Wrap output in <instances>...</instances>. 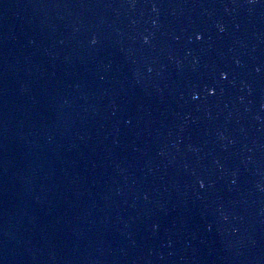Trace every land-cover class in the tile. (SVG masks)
I'll use <instances>...</instances> for the list:
<instances>
[{"label": "water", "instance_id": "95a60500", "mask_svg": "<svg viewBox=\"0 0 264 264\" xmlns=\"http://www.w3.org/2000/svg\"><path fill=\"white\" fill-rule=\"evenodd\" d=\"M0 264H264V0H0Z\"/></svg>", "mask_w": 264, "mask_h": 264}, {"label": "snow or ice", "instance_id": "6c2138e0", "mask_svg": "<svg viewBox=\"0 0 264 264\" xmlns=\"http://www.w3.org/2000/svg\"><path fill=\"white\" fill-rule=\"evenodd\" d=\"M197 38L199 39V38H202V37H197ZM224 78L226 79L227 75H225ZM213 93H214V91H213ZM201 185H203V181L201 182Z\"/></svg>", "mask_w": 264, "mask_h": 264}, {"label": "clouds", "instance_id": "9594fccd", "mask_svg": "<svg viewBox=\"0 0 264 264\" xmlns=\"http://www.w3.org/2000/svg\"><path fill=\"white\" fill-rule=\"evenodd\" d=\"M93 42H95V41H93ZM203 186V185H202Z\"/></svg>", "mask_w": 264, "mask_h": 264}]
</instances>
